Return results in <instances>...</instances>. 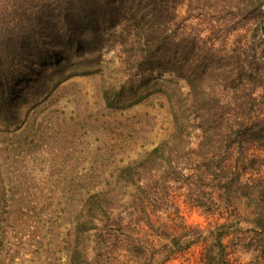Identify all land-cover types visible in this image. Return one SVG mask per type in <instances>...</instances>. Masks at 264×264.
Segmentation results:
<instances>
[{
  "label": "trees",
  "instance_id": "trees-1",
  "mask_svg": "<svg viewBox=\"0 0 264 264\" xmlns=\"http://www.w3.org/2000/svg\"><path fill=\"white\" fill-rule=\"evenodd\" d=\"M114 47L129 79L169 76L188 92L171 103L168 139L116 167L114 182L72 188L71 264L167 261L196 245L202 264H230L232 223L186 224L176 193L211 214L253 198L250 223L264 225V193L243 180L245 155L264 148V0H0V119L20 105L19 83L63 81L74 59ZM126 93L124 83L120 101ZM111 95L104 90L108 107ZM222 191L240 197H214Z\"/></svg>",
  "mask_w": 264,
  "mask_h": 264
},
{
  "label": "rangeland",
  "instance_id": "rangeland-1",
  "mask_svg": "<svg viewBox=\"0 0 264 264\" xmlns=\"http://www.w3.org/2000/svg\"><path fill=\"white\" fill-rule=\"evenodd\" d=\"M177 12L186 15V5ZM73 64L63 81L46 74L43 80L34 75L29 85L19 83L20 107L13 103L0 119V264H71L72 188L114 182L116 167L168 139L174 129L171 103L188 92L185 82L169 76L129 79L118 47ZM124 83L126 100L120 101L117 92ZM131 84L136 92H130ZM107 89L112 107L103 96ZM140 93L142 100L130 106ZM245 157L236 156L247 168V190L264 193V148L253 147ZM179 194L176 202L186 224L206 230L226 221L223 216L232 223L230 264H264V225L250 223L253 198L234 200L229 210L222 204L211 214ZM218 194L240 197L234 191L214 197ZM202 250L196 245L171 260L157 256L144 264H202Z\"/></svg>",
  "mask_w": 264,
  "mask_h": 264
}]
</instances>
